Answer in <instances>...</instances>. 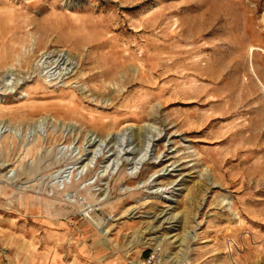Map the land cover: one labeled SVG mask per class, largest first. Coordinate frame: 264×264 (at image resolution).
<instances>
[{
  "label": "rangeland",
  "instance_id": "374dc122",
  "mask_svg": "<svg viewBox=\"0 0 264 264\" xmlns=\"http://www.w3.org/2000/svg\"><path fill=\"white\" fill-rule=\"evenodd\" d=\"M159 263L264 264V0H0V264Z\"/></svg>",
  "mask_w": 264,
  "mask_h": 264
},
{
  "label": "bare ground",
  "instance_id": "6f19581e",
  "mask_svg": "<svg viewBox=\"0 0 264 264\" xmlns=\"http://www.w3.org/2000/svg\"><path fill=\"white\" fill-rule=\"evenodd\" d=\"M153 218L155 221H161L162 223L170 222V219H168L169 217H167V211L165 210H161L159 213H155L153 215Z\"/></svg>",
  "mask_w": 264,
  "mask_h": 264
},
{
  "label": "built area",
  "instance_id": "2783aa9c",
  "mask_svg": "<svg viewBox=\"0 0 264 264\" xmlns=\"http://www.w3.org/2000/svg\"><path fill=\"white\" fill-rule=\"evenodd\" d=\"M160 264V263H159Z\"/></svg>",
  "mask_w": 264,
  "mask_h": 264
}]
</instances>
